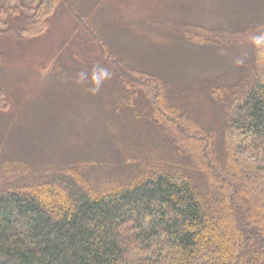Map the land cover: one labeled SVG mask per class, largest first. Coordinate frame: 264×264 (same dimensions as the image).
<instances>
[{
  "label": "trees",
  "instance_id": "16d2710c",
  "mask_svg": "<svg viewBox=\"0 0 264 264\" xmlns=\"http://www.w3.org/2000/svg\"><path fill=\"white\" fill-rule=\"evenodd\" d=\"M179 1L153 2L145 25L205 52L198 64L173 56L180 83L193 85L170 92L172 74L120 54L79 2L0 0V36L14 39L41 34L51 14L69 6L99 47V68H71V77L91 83L102 63L114 70L111 86L93 92L114 99L107 140L119 153L110 151L104 171L77 162H3L2 172L18 177L0 182V264H264V0ZM231 67L236 78L228 81L222 72ZM180 94H199L219 126L188 113ZM4 96L0 87L2 110ZM123 124L142 130L129 142ZM171 126L173 135L144 151L150 136ZM165 153L171 157H158Z\"/></svg>",
  "mask_w": 264,
  "mask_h": 264
},
{
  "label": "rangeland",
  "instance_id": "374dc122",
  "mask_svg": "<svg viewBox=\"0 0 264 264\" xmlns=\"http://www.w3.org/2000/svg\"><path fill=\"white\" fill-rule=\"evenodd\" d=\"M70 1L79 2L82 8H89L90 11L87 12L93 18L92 23L101 28L99 31L105 39L107 36L108 41L114 42L120 54L155 71L172 74L169 77L170 92L174 88L178 89V86L193 85L192 82L180 83L183 78H177L178 75L175 74L177 69L176 65L172 64L175 63L173 56L180 58L182 56L184 64L188 61L197 63L204 57L205 52L200 46L197 48L180 41L177 44L170 30L161 33L157 30L159 27L149 24V30L146 28L147 22L151 19L149 17H153L154 14L150 10L153 9L152 3L158 0ZM95 1L98 3L91 6ZM219 1L214 0L215 3ZM179 2L185 6L188 0ZM201 2L203 1L193 4L202 7ZM147 3L151 6L146 8ZM169 6L167 10L170 9L168 11L171 14L175 13L174 5ZM216 6L218 7V4ZM206 8L201 12L209 10ZM51 17H53L51 24L49 23L41 34L23 36L21 39H14L13 34L0 36V87L8 103L6 110L0 107V167L3 162L10 159L25 160L28 164L39 161L42 163L40 166L65 161L77 162L85 171L89 168L104 171L109 165L105 158L111 159L110 151H114L112 148L110 150L109 147L112 145L107 140L110 128L108 117L115 113L112 112L113 106L109 108V104L114 103V99L111 96L94 93L93 86H111L114 70L102 63L100 71L94 69L92 72L95 74L92 76L100 80L91 77V83L86 80L84 82L78 75L71 77V68L75 71L83 69L89 72L93 69L87 65L92 64L93 68H99L96 61L99 47L97 49L98 45L89 41L86 30L79 27L81 23H78L66 4H62ZM21 20L16 22L21 23ZM146 29L150 34L138 32ZM195 48L200 52L196 56L192 54ZM224 52H219L220 58ZM165 54L169 57L164 58ZM234 69L231 67L225 73L223 71L224 78L228 81L235 80ZM84 83L91 84L92 87L89 89L79 87ZM89 91H92L93 95H90ZM176 98L179 104L188 106L186 110L188 113L203 118L212 127L219 126L221 119L216 116V112L213 114L210 108L202 105L199 94L190 96L180 94L176 95ZM123 126L128 133L131 131L127 137L129 142L142 130L138 127L135 130L132 127L129 129L125 124ZM174 130L177 131L171 126L168 134L162 131L160 133L162 135L154 136V139L150 136L144 143V151L153 145V141L155 144L173 135ZM127 143L125 140L121 148L130 156ZM132 144L135 147V142ZM132 146L130 144V151L133 149ZM115 154L116 157L119 156L116 152H112L111 155ZM90 157H95L97 161L89 162ZM158 157L171 156L165 153L158 154ZM116 163L118 162L115 160L114 164ZM17 177L18 173L6 174L0 168V182L14 180Z\"/></svg>",
  "mask_w": 264,
  "mask_h": 264
},
{
  "label": "clouds",
  "instance_id": "9594fccd",
  "mask_svg": "<svg viewBox=\"0 0 264 264\" xmlns=\"http://www.w3.org/2000/svg\"><path fill=\"white\" fill-rule=\"evenodd\" d=\"M257 43H259V41H257Z\"/></svg>",
  "mask_w": 264,
  "mask_h": 264
}]
</instances>
